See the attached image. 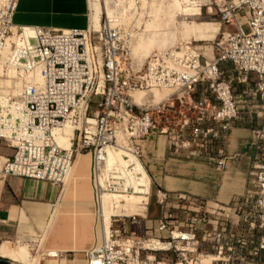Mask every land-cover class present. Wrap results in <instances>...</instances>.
Returning <instances> with one entry per match:
<instances>
[{"label": "built area", "instance_id": "1", "mask_svg": "<svg viewBox=\"0 0 264 264\" xmlns=\"http://www.w3.org/2000/svg\"><path fill=\"white\" fill-rule=\"evenodd\" d=\"M17 3L0 0V78L8 82L0 91V140L14 149L1 171L64 187L77 157L88 153L98 209L104 195L151 194L142 158L154 134L166 135L172 147L215 155L220 168L240 103L222 64L239 73L237 82L254 77L246 93L262 124L250 141L252 190L210 207L157 190L163 235L142 239L130 230L142 225L138 213L114 215L117 228L86 252V264H264V0H210L222 28L213 44L194 40L153 53L139 75L131 55L134 25L107 12L97 27L84 29L16 25ZM158 90L167 93L158 99ZM66 126L71 135L60 144ZM170 202L177 204L174 216L163 210ZM168 251L179 259L158 256Z\"/></svg>", "mask_w": 264, "mask_h": 264}, {"label": "crops", "instance_id": "2", "mask_svg": "<svg viewBox=\"0 0 264 264\" xmlns=\"http://www.w3.org/2000/svg\"><path fill=\"white\" fill-rule=\"evenodd\" d=\"M183 2L199 3L195 9H182L186 15L201 13L200 0ZM87 4V0H18L12 21L16 25L84 29L90 23ZM74 10L80 16L62 18L64 13ZM206 10L211 13L210 6L207 5ZM55 20H62V23L58 24ZM181 26L183 37L192 36L197 41L213 38L218 30V24L213 22H183ZM222 69L226 78L233 80V89L240 102L239 118L234 120L222 145V153L227 156L225 163L218 168L215 155L200 154L194 147H172L166 135L154 134L145 141L142 158L154 197L156 191L161 190L172 197L180 194L202 200L210 207L216 203L229 204L235 197L252 190L251 163L255 152L250 147V141L253 130L262 124L251 114L253 101L247 94L254 89L255 81L250 76L244 83L237 82L239 73L230 63L222 64ZM172 116L175 114L172 113ZM12 154L13 148L0 140V248L5 245L11 252L10 256L15 255H2L0 249V258L9 264H86V252L100 245L106 235L101 220L103 208L99 203L98 209L95 203L90 180L91 156L88 153L79 155L68 183L60 187L48 181L3 175L2 166ZM131 197L136 199L130 201L123 198L115 202L111 213H108L110 205L105 200V205L108 203L104 209L109 214V229L115 222L111 219L112 213L122 210L126 204L135 207L138 212L146 209V202L141 205L135 203L144 196ZM169 205L173 209L177 207L171 202ZM162 216L161 207L150 218L140 216L148 235H163L158 230ZM47 252L59 254L50 256Z\"/></svg>", "mask_w": 264, "mask_h": 264}, {"label": "rangeland", "instance_id": "3", "mask_svg": "<svg viewBox=\"0 0 264 264\" xmlns=\"http://www.w3.org/2000/svg\"><path fill=\"white\" fill-rule=\"evenodd\" d=\"M97 4L99 2L100 7V15L101 22L105 19V13L110 17H116L117 20L122 23L124 26L130 27L134 25L135 28L133 30V43L131 45V55L132 61L134 65V70L136 74H142L145 70L147 60L153 53L163 54L166 51L172 50L177 45L181 43L193 41L194 37L189 36L188 38L183 37L181 33V24L183 22L190 23H198V22H213L218 24V30L213 38H208L202 42L195 43H206L208 45L213 44L215 39L219 36L221 31V27H219V15L213 11L211 13L207 12V5L214 8V5L209 3L210 0H200L201 5V13L198 15H186L182 12V9L185 8H197L199 7L197 4L199 3H188L183 2V0H95ZM199 0H190V2H194ZM208 1V3H207ZM88 3V0H87ZM206 3V6H204ZM88 6V4H87ZM80 16V14L74 10L72 12L64 13L62 18L65 19H73ZM58 24L62 23V20H55ZM50 22V21H49ZM52 23V22H51ZM245 31L248 30L246 26H244ZM133 49V50H132ZM0 91L7 88L8 82L4 84L3 80L0 78ZM158 99H161L167 92L165 90L156 91ZM139 94H136V99ZM175 113L173 112V115ZM162 119V116L158 117V121ZM106 196V197H105ZM105 200L108 201L110 207L109 212L111 213L113 210L114 202H118L120 199H129L134 200V197H111L108 195H104ZM146 198V197H145ZM113 202V203H112ZM146 209L142 212L136 211L135 207H131L129 204L120 210L112 213L111 219L114 215H129L131 213H138V217L141 215H146L147 217H151V215L159 211V204L156 203L155 197L153 193H151L146 199ZM124 204V202H121ZM164 211L170 214H177V210L171 208L170 205L164 204ZM125 210V212H124ZM174 211V212H172ZM140 219V218H139ZM119 222H114L112 225L113 229L117 228ZM132 231L136 232L139 237L142 239H147L152 237L148 235L143 225L140 228L131 227ZM109 234L107 235V237ZM145 254V252L143 253ZM147 254H151L147 252ZM159 257H164L169 262L177 261L179 259V253L174 252H160L158 253Z\"/></svg>", "mask_w": 264, "mask_h": 264}, {"label": "bare ground", "instance_id": "4", "mask_svg": "<svg viewBox=\"0 0 264 264\" xmlns=\"http://www.w3.org/2000/svg\"><path fill=\"white\" fill-rule=\"evenodd\" d=\"M99 5V2H98V4H97V1H95V0H88V8H89V10H90V12H89V19H90V23L91 24H93L94 25V27H97L98 26V21H99V15H100V7L98 6ZM133 50V49H132ZM137 93H134V97H135V95H136ZM64 132H65V134H66V137H62V136H58L57 137V140H58V142L60 143V144H62V143H65V142H67V138L71 135V129H70V127L69 126H66L65 128H64ZM138 196V195H137ZM106 197V196H105ZM105 197L103 196L102 197V199H101V201H100V204H101V206H102V210H103V215H102V227H103V230H104V233L106 234L104 237H106L107 238V235L109 234L110 235V229H109V223H110V219H109V214L107 213V211H105V206L108 204L107 202V204L105 205ZM131 197V196H130ZM131 201V200H130ZM129 201V202H130ZM136 201V200H135ZM135 201H133V202H135ZM132 202V203H133ZM113 203V202H112ZM115 203V202H114ZM131 203V204H132ZM136 204H145V198H139L136 202H135ZM135 203H134V205H135ZM108 206V205H107ZM109 237V236H108ZM105 239V238H104ZM23 246V245H22ZM9 247L11 248V246L9 245ZM18 248H19V246H18ZM1 249V253H2V255H9L10 256V251L9 250H7V248H6V246L5 245H2V248H0ZM14 249V248H13ZM27 251H28V249H27ZM26 253V252H25ZM14 254V253H13ZM13 254H12V256H10V257H15V255L13 256ZM26 254H28V252L26 253ZM18 255H20V254H18ZM22 255V254H21ZM29 255V254H28ZM27 255V256H28ZM24 256V255H23ZM17 257V256H16ZM19 257V256H18ZM21 257V256H20ZM30 257V256H29ZM26 258V257H25ZM19 259V258H18ZM27 259V258H26ZM14 260H17V259H15L14 258ZM22 260H24V259H22ZM30 260V259H29Z\"/></svg>", "mask_w": 264, "mask_h": 264}, {"label": "water", "instance_id": "5", "mask_svg": "<svg viewBox=\"0 0 264 264\" xmlns=\"http://www.w3.org/2000/svg\"><path fill=\"white\" fill-rule=\"evenodd\" d=\"M0 264H9V262L7 260L0 258Z\"/></svg>", "mask_w": 264, "mask_h": 264}, {"label": "trees", "instance_id": "6", "mask_svg": "<svg viewBox=\"0 0 264 264\" xmlns=\"http://www.w3.org/2000/svg\"><path fill=\"white\" fill-rule=\"evenodd\" d=\"M244 97H245V95H244ZM241 110H242V109H240V111H241ZM13 153H14V149H13ZM12 156H13V154H12ZM12 156H11V157H12Z\"/></svg>", "mask_w": 264, "mask_h": 264}]
</instances>
